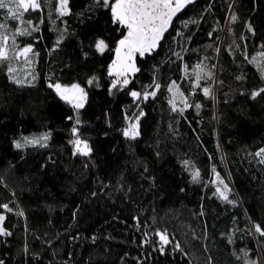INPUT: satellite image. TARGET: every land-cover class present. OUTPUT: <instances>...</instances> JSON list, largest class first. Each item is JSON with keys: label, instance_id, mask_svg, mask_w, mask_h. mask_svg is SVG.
<instances>
[{"label": "trees", "instance_id": "trees-1", "mask_svg": "<svg viewBox=\"0 0 264 264\" xmlns=\"http://www.w3.org/2000/svg\"><path fill=\"white\" fill-rule=\"evenodd\" d=\"M40 3L23 17L38 31L16 37L17 46H33L34 64L7 62L31 84L13 83L0 66V205L12 209L0 208L11 233L0 236L3 264H264V236L255 231L264 230V155H255L264 149V93L251 97L264 88V0H193L157 49L136 56L130 84L111 94L108 68L126 29L95 0H69L66 16ZM0 23L9 34L26 26L4 10ZM197 64L212 74L199 87ZM173 82L188 106L167 90ZM50 83L79 84L84 107L74 109ZM131 91L157 95L134 100ZM141 111L139 136L125 137ZM73 126L90 156L73 155ZM44 134L46 147L14 146ZM217 173L234 203L214 195L223 190ZM157 232L171 241L163 253Z\"/></svg>", "mask_w": 264, "mask_h": 264}, {"label": "snow or ice", "instance_id": "snow-or-ice-1", "mask_svg": "<svg viewBox=\"0 0 264 264\" xmlns=\"http://www.w3.org/2000/svg\"><path fill=\"white\" fill-rule=\"evenodd\" d=\"M45 2L49 5L50 10L58 13L59 16H66L69 14V0H58V7L55 8L51 7L53 0H45ZM95 3L97 7L102 6L110 10L111 22L114 25L126 29V33H121L122 38L118 40L114 49L116 58L108 68V75L114 77L111 81V88L109 89L111 94L112 89L119 90L130 84L128 75L139 71L135 64L136 56L139 55L140 57H144L146 53L151 54L157 49L164 34L172 24L173 18L176 17L177 14L187 5L193 3V0H95ZM41 7L40 0H0V10H4L9 19L16 22L22 21L26 25L24 28L16 27L14 31L9 34L6 23H0V30H3L0 31V66H6L8 79L17 85L23 86L25 80L17 79L15 75L16 69L7 62L22 58L24 63L30 64L32 61L29 54L38 55L33 52L32 45H26L23 47L17 46L16 37L31 35L32 32L38 31L35 26H32L31 31H29L27 26H31L33 22L31 19L23 20V17L25 13H28L29 11H37L41 9ZM233 19H235V17H233ZM249 30H251L250 26ZM60 39H63L62 35L57 40V44H59ZM10 40L11 48L9 47ZM107 47L108 45L103 39H100L95 43V48L100 53H103ZM250 62H255V58ZM196 68L200 71L196 73L197 83L195 87H199V81L202 79H210L212 74L208 72L202 75L203 67L199 64L196 65ZM259 70L262 79H264V66H261ZM33 79H35V77H33ZM237 79H242V77H237ZM94 80L95 78L89 80L88 83L91 85ZM28 83L31 84L30 81H28ZM48 86L53 88L60 99L69 103L74 109L79 110L84 107L87 93L79 84L63 86L60 83H50ZM154 87L155 89H160L161 85L154 82ZM167 90L169 92L175 90L176 93H179V88L175 82L169 85ZM203 93L205 96H209L211 94V89L205 87ZM261 93H264V88L253 91L251 97L255 99L257 96L261 95ZM130 95L134 100H139L141 98L147 100L149 97H155L157 92L145 91L141 93L138 91H131ZM179 95L182 97L181 102L188 106L186 99H183V93H179ZM169 103L172 105V110L176 111L175 98L169 100ZM196 107L199 108L200 105H196ZM143 114L142 111L135 114V122L129 123L128 127L123 130V135L125 137L136 139L139 136V118ZM69 119H73V117H69ZM126 119L132 120L133 118L126 117ZM79 123V119L76 118V124L78 125ZM71 131L72 135L75 137V139L70 141L74 146L73 155H80L83 157L90 156L91 148L86 141L79 138L78 128L73 126ZM48 139L49 134H44L38 138L22 137L23 142L14 141V146L16 149H22L29 145L46 147L47 144L44 142ZM255 155H264V149H261ZM184 163L187 165L188 161H185ZM260 163H264V159H262ZM199 175L198 171L194 172L192 175L193 181L198 180ZM216 175L219 184L223 185V190H221L220 187H217L214 195H219L222 200L227 201L230 204L234 203V201L229 200L227 195L231 189L223 179H220L218 173ZM0 208L7 212L12 211L8 204L0 205ZM16 214L19 216L24 215L23 212H17ZM4 220L5 215L0 214V236L11 235L10 232L2 227ZM255 231L259 232L261 236H264V230H262L259 225H255ZM156 235L159 237L161 245L159 250L163 253L164 246L170 244L171 241L166 232H157ZM175 247L176 249H179L180 245L177 244ZM0 264H3L2 260H0Z\"/></svg>", "mask_w": 264, "mask_h": 264}, {"label": "rangeland", "instance_id": "rangeland-1", "mask_svg": "<svg viewBox=\"0 0 264 264\" xmlns=\"http://www.w3.org/2000/svg\"><path fill=\"white\" fill-rule=\"evenodd\" d=\"M30 55V57H31V54H29ZM116 58V57H115ZM31 61H32V63H30V65H32V64H34V61L35 60H33V58L31 57ZM31 73H30V71L29 70H27V71H25V73H21V74H19V75H24V76H29ZM133 75V73H130L129 75H128V79H129V77L130 76H132ZM20 77V76H19ZM30 81V80H29ZM31 82V81H30ZM28 83V80L26 79L25 80V84H27ZM62 85V84H61ZM63 86H71V85H63ZM85 104V103H84Z\"/></svg>", "mask_w": 264, "mask_h": 264}, {"label": "water", "instance_id": "water-1", "mask_svg": "<svg viewBox=\"0 0 264 264\" xmlns=\"http://www.w3.org/2000/svg\"><path fill=\"white\" fill-rule=\"evenodd\" d=\"M181 12H182V11H181ZM181 12H180V13H181ZM180 13H178L177 16L173 18V21H174L179 15H180ZM170 26H171V25H170ZM170 26H169V28H170ZM169 28H168V30H169ZM167 32H168V31H167ZM167 32H166V33H167ZM166 33H165V34H166Z\"/></svg>", "mask_w": 264, "mask_h": 264}]
</instances>
